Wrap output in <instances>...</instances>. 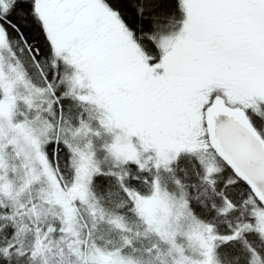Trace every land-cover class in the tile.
<instances>
[{
	"label": "snow or ice",
	"instance_id": "snow-or-ice-1",
	"mask_svg": "<svg viewBox=\"0 0 264 264\" xmlns=\"http://www.w3.org/2000/svg\"><path fill=\"white\" fill-rule=\"evenodd\" d=\"M0 264H264V0H0Z\"/></svg>",
	"mask_w": 264,
	"mask_h": 264
}]
</instances>
